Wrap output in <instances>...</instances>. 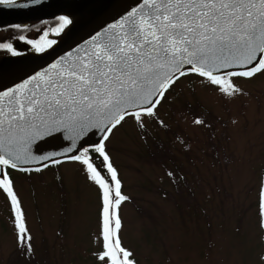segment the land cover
I'll return each instance as SVG.
<instances>
[{
  "label": "rangeland",
  "instance_id": "374dc122",
  "mask_svg": "<svg viewBox=\"0 0 264 264\" xmlns=\"http://www.w3.org/2000/svg\"><path fill=\"white\" fill-rule=\"evenodd\" d=\"M231 80L240 91L227 95L181 76L143 127L127 117L104 141L126 197L116 234L136 264H264V71ZM60 161L7 168L31 251L0 187V264H109L99 259L104 189L87 165ZM93 165L115 200L107 167Z\"/></svg>",
  "mask_w": 264,
  "mask_h": 264
},
{
  "label": "snow or ice",
  "instance_id": "6c2138e0",
  "mask_svg": "<svg viewBox=\"0 0 264 264\" xmlns=\"http://www.w3.org/2000/svg\"><path fill=\"white\" fill-rule=\"evenodd\" d=\"M29 2L39 4L40 0ZM137 2L138 6L120 20L92 36L88 47L81 50L83 55L73 57L69 53V59L62 57L50 66V70L37 73L30 78L37 81L32 88H28L30 81L26 80L15 89L0 92V100L8 97V103L0 107V151L7 153L0 155V187L12 198L17 212L18 244L28 252L31 251V237L27 235L19 202L5 169H16V161L29 163L50 157H33L26 148L14 150V143L30 142L42 133L59 128L68 130L74 137L91 128L103 133L100 142L78 149L79 154L67 159L87 165L91 178L104 189V251L99 259L107 258L109 264H133L129 259L131 253L120 246L118 237L114 238L110 215L112 189L91 162L90 152L103 157L111 180L115 182L114 204L118 206L126 197L120 193V182L104 144L115 127L127 117L134 118L143 127V117L155 116L165 92L188 73H195L218 86L223 93L232 95L240 91L232 84V77H252L264 71V0ZM0 5L28 6L18 0H0ZM56 20L57 24L49 30L37 29L42 32L38 39L24 35L18 39L42 52L45 50L42 43L49 47L55 43L48 39L50 32L59 34L72 23L63 15ZM10 27L23 30L27 26ZM0 49L13 56L20 55L11 42H0ZM194 123L203 121L197 118ZM60 162L52 160L55 164ZM115 227H120L118 217Z\"/></svg>",
  "mask_w": 264,
  "mask_h": 264
},
{
  "label": "water",
  "instance_id": "95a60500",
  "mask_svg": "<svg viewBox=\"0 0 264 264\" xmlns=\"http://www.w3.org/2000/svg\"><path fill=\"white\" fill-rule=\"evenodd\" d=\"M18 2L28 6L0 5V26L59 15L69 17L72 23L65 27L51 47L44 48L42 52L27 50L21 51L20 55L16 56L11 53L1 56L0 92L15 89L26 80L30 81L28 88L34 87L37 81L31 80V77L50 70V66L60 61L62 57L69 59V53H72L73 57L77 54L83 55L81 50L88 47L87 42L92 36L103 32L108 25L117 22L133 7L138 6L137 0H40L39 4L30 3L29 0H18ZM7 103L8 97H4L0 100V107ZM36 123L39 125V121ZM4 127L6 128L7 125L5 124ZM102 135L103 133L98 129L91 128L83 135L74 137L73 133L59 128L42 133L30 142L14 143L12 145L14 150L20 151L26 148L33 157H50L43 161L32 160L29 163L16 161L17 169H35L51 163L52 160L67 159L68 156L77 155L78 149L82 150L83 147L100 142ZM68 149L72 150L68 151ZM0 155L7 153L0 151Z\"/></svg>",
  "mask_w": 264,
  "mask_h": 264
},
{
  "label": "trees",
  "instance_id": "16d2710c",
  "mask_svg": "<svg viewBox=\"0 0 264 264\" xmlns=\"http://www.w3.org/2000/svg\"><path fill=\"white\" fill-rule=\"evenodd\" d=\"M56 18L57 17L41 19V20H34V21H29V22H24V23L20 22V23L0 26V42H11L14 45V47L16 48L18 45H22V43H24V41H21V40L18 39V37L20 35H24L25 37H27L29 39H38L39 36L42 34V32L37 31V29H44V30L51 29L54 25L57 24ZM16 24L24 25V26H27V27L25 29H23V30H17V29H14V28L10 27L11 25H16ZM33 29H34V31H36V34H35L34 38L28 36L29 33L31 32V30H33ZM54 34L55 33L50 32L48 39L51 40V36L54 35ZM46 45L47 44L42 43V47H44ZM5 51L6 50H4V49H0L1 53L5 52ZM90 157L93 158L91 162L96 164L99 168L103 169V167H102L103 165L106 168V164L102 165V163H100V161H99L100 156H99L98 153L90 152ZM108 185L113 190V187L110 184V181H108ZM111 198L113 199V206L110 208V215L112 216V230H113V235H114V238H115L116 237V233L114 231V226H113V210H114V206H115L113 192H112V197ZM119 241H120V246L123 247L120 239H119ZM124 249L127 250L130 253L129 249H127V248H124ZM129 259L133 261V264H136L134 259L131 257V255H130Z\"/></svg>",
  "mask_w": 264,
  "mask_h": 264
},
{
  "label": "flooded vegetation",
  "instance_id": "af4514ba",
  "mask_svg": "<svg viewBox=\"0 0 264 264\" xmlns=\"http://www.w3.org/2000/svg\"><path fill=\"white\" fill-rule=\"evenodd\" d=\"M44 19H45V18H44ZM31 31H34V29L31 30ZM59 33H60V32H59ZM58 35H59V34H58ZM58 35H57V36H58ZM57 36H56V37H57ZM56 37H55V38H56ZM33 38H34V37H33ZM55 38H54V39H55ZM54 39H53V40H54ZM45 47H46V46H45ZM16 49H17L19 52H21V51H27V50H35V49L32 48V46L27 47V45H26L25 42L22 43V45H18V46L16 47ZM5 54H10V53H9L8 51H5V52H3V53L0 52V57L3 56V55H5Z\"/></svg>",
  "mask_w": 264,
  "mask_h": 264
}]
</instances>
